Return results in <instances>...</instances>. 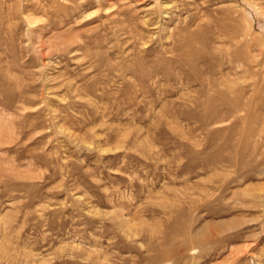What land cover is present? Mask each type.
Returning <instances> with one entry per match:
<instances>
[{
  "label": "rangeland",
  "instance_id": "obj_1",
  "mask_svg": "<svg viewBox=\"0 0 264 264\" xmlns=\"http://www.w3.org/2000/svg\"><path fill=\"white\" fill-rule=\"evenodd\" d=\"M0 264H264V0H0Z\"/></svg>",
  "mask_w": 264,
  "mask_h": 264
}]
</instances>
